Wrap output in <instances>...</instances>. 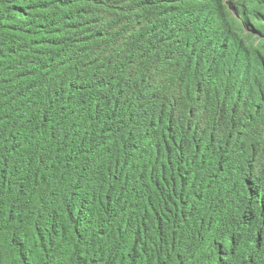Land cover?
<instances>
[{
	"label": "trees",
	"instance_id": "1",
	"mask_svg": "<svg viewBox=\"0 0 264 264\" xmlns=\"http://www.w3.org/2000/svg\"><path fill=\"white\" fill-rule=\"evenodd\" d=\"M0 264H264V0H0Z\"/></svg>",
	"mask_w": 264,
	"mask_h": 264
}]
</instances>
